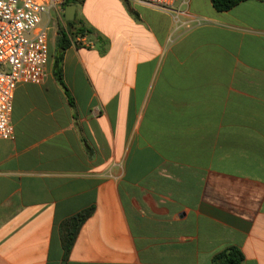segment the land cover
Masks as SVG:
<instances>
[{
  "label": "crops",
  "instance_id": "1",
  "mask_svg": "<svg viewBox=\"0 0 264 264\" xmlns=\"http://www.w3.org/2000/svg\"><path fill=\"white\" fill-rule=\"evenodd\" d=\"M59 1L45 78L18 85L0 140V264H212L232 246L264 264V0H79L65 49ZM90 208L65 259L61 224Z\"/></svg>",
  "mask_w": 264,
  "mask_h": 264
},
{
  "label": "built area",
  "instance_id": "2",
  "mask_svg": "<svg viewBox=\"0 0 264 264\" xmlns=\"http://www.w3.org/2000/svg\"><path fill=\"white\" fill-rule=\"evenodd\" d=\"M159 11H171L189 0H126ZM59 0H0V140L14 136L11 123L15 92L21 83H40L49 61L44 16ZM77 39L75 44L82 43Z\"/></svg>",
  "mask_w": 264,
  "mask_h": 264
},
{
  "label": "trees",
  "instance_id": "3",
  "mask_svg": "<svg viewBox=\"0 0 264 264\" xmlns=\"http://www.w3.org/2000/svg\"><path fill=\"white\" fill-rule=\"evenodd\" d=\"M246 1V0H211L213 7L218 12H226L234 8L239 3ZM79 2V0H65L64 4L66 6L68 5H75ZM74 22H68L67 23V29L59 28L58 34H59V48L65 49L69 43V37L71 36V28L73 27ZM92 31L89 29L81 28L79 30V35L85 36L86 34L91 33ZM54 75L57 79V81L63 86L65 89L69 101L72 104V99L70 97V94L68 93V89L66 88L63 78H62V72L60 68V58H56L55 65H54ZM94 208L87 209L85 211H82L69 219L65 220L60 227V233H61V242L62 247L64 250V258L66 259L68 255L70 254V251L72 250L75 241L78 237V233L82 227V225L86 222L88 218L93 214ZM244 261V254L242 250L238 247H229L218 254H216L212 259V264H242Z\"/></svg>",
  "mask_w": 264,
  "mask_h": 264
},
{
  "label": "water",
  "instance_id": "4",
  "mask_svg": "<svg viewBox=\"0 0 264 264\" xmlns=\"http://www.w3.org/2000/svg\"><path fill=\"white\" fill-rule=\"evenodd\" d=\"M76 5H68L65 10V21L71 22L75 18Z\"/></svg>",
  "mask_w": 264,
  "mask_h": 264
},
{
  "label": "rangeland",
  "instance_id": "5",
  "mask_svg": "<svg viewBox=\"0 0 264 264\" xmlns=\"http://www.w3.org/2000/svg\"><path fill=\"white\" fill-rule=\"evenodd\" d=\"M43 21H44V19H43ZM43 21H42V23H41V26L44 25V24L46 23V21H44V22H43Z\"/></svg>",
  "mask_w": 264,
  "mask_h": 264
}]
</instances>
